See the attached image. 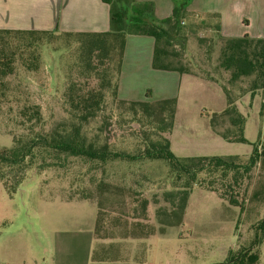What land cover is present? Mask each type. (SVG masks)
Wrapping results in <instances>:
<instances>
[{"label":"rangeland","instance_id":"1","mask_svg":"<svg viewBox=\"0 0 264 264\" xmlns=\"http://www.w3.org/2000/svg\"><path fill=\"white\" fill-rule=\"evenodd\" d=\"M185 21L188 23V19ZM205 34V31H191L183 48L173 47L179 63L203 74L214 71L218 55L217 47L208 56L206 42L199 43L198 39L205 40ZM13 36L0 34V53L3 55L8 53L3 46L20 44V52L13 53L11 74L3 77L5 86H0L6 97L0 100V150L10 148L13 138L23 136L28 126L47 131L66 119L65 92L72 81L80 83L82 88L95 87L98 83L97 78L88 75V71L80 66L75 37L53 36L47 39L41 35L32 37L34 42L28 44L31 41L29 36ZM108 65L109 73L104 77L113 79L114 66ZM206 85L208 90L196 89L195 86L181 90L176 102L180 114L186 119L190 120V112L195 106L199 108L198 115H201L203 123L207 119L210 122L212 113H219L210 109L218 102L211 89L218 97H223V94L218 86ZM107 95L96 117L83 126L82 134L108 150L137 155L143 149L146 129L130 122ZM30 104L39 107L41 122L35 126L20 125L16 111L22 105ZM202 106L205 107L200 109ZM237 107L245 117L246 143L223 142V148L215 153L217 156L249 155L253 146L264 147L262 96L250 100L249 95H245L237 102ZM203 123L194 126L196 131H204ZM93 167L94 163L80 157L43 150L36 153L23 173L18 168L16 176L3 178L8 185L16 186L17 181H23L12 196L5 191L0 178V230L19 226L28 232L38 231L40 227L63 231L80 224L73 221L80 218L83 224L89 220L90 229L97 222L95 232L99 242L96 248L103 238L116 243L118 248L115 249L119 253L129 250L128 261L114 264H217L225 261L229 250L235 254L251 246L254 248L252 252L259 253L256 264H264L263 231H256V225L264 219L263 162L235 188L239 197L244 199L242 213L221 200L216 192L195 187L189 195L181 224L164 227L163 233L160 232L162 225L159 221L164 220L165 211L175 203L170 194L176 192L167 180L165 162L139 159L133 163H110L107 169L114 173L110 181L119 187L103 185L107 181H101V169ZM135 181L142 182L143 187L133 185ZM258 190L262 191L261 196L253 197ZM145 199L147 206L142 212L141 200ZM134 223L148 225L145 230L148 236L143 237L144 229L134 227ZM255 234L260 235V245L253 243Z\"/></svg>","mask_w":264,"mask_h":264},{"label":"trees","instance_id":"2","mask_svg":"<svg viewBox=\"0 0 264 264\" xmlns=\"http://www.w3.org/2000/svg\"><path fill=\"white\" fill-rule=\"evenodd\" d=\"M102 1L109 6V30L106 32L55 34L51 31L0 30V34L9 37L29 36L31 41L28 44L34 42L32 37L41 35L46 36L47 39L53 36L75 37L77 50L80 53V66L88 71V75L98 80L97 86L91 88H82L80 83L72 81L65 92V102L68 106L66 119L47 131L28 126L23 136L13 138V145L10 148L0 150V178L3 188L9 196H12L23 181H17L16 186L8 185L3 178L13 174L16 176L18 168L23 173L28 162H31L35 154L42 150L80 157L89 163H94V169H101V181L103 183L107 181L103 185L114 187H119V184L110 181L114 175L107 169L110 163L115 161L133 163L139 159L160 160L166 163L167 180L176 190L175 193L170 194L175 198V203H172L169 211H165L164 220L159 221L162 225L161 233L164 232V227H175L181 224L189 195L195 187L216 192L221 200L229 206L238 208L239 214L242 213L244 199L239 197L235 188L260 162L264 163V147L253 146L252 152L247 156H175L170 150L168 138L174 125L175 99L156 102L123 101L117 97L118 81L126 36L151 37L154 40L152 68L194 75L218 85L224 94L226 106L221 112L210 115V129L227 143L244 144L246 143L245 117L239 112L236 103L245 95H249L252 100L256 94L264 91V37L251 38L244 35L226 38L221 36L218 15H210L207 20L192 16L186 10L191 0H174L171 15L161 20L155 19L154 4L150 1ZM191 31L197 33L205 31V40L198 39V41L206 42L208 56L216 47L218 48L213 74L209 71L204 74L198 73L189 68V65H182L177 61V54L174 53L173 47L183 48ZM3 47L8 49V53L4 55L0 53V86H5L3 77L11 74L13 53L20 52V44H7ZM109 63L112 67L114 66L113 79L104 77L109 73ZM26 66L31 70L29 64ZM219 74H222V77ZM106 95L130 122H135L140 128L146 129L142 139L143 149L137 155L108 150L104 145L98 146L94 140H88L86 135L82 134L83 126L96 117ZM149 96L148 90L146 97ZM5 98V93L0 91V100ZM262 110L263 108L261 112ZM16 112L20 125L27 123L35 126L41 122L40 109L34 104L22 105ZM132 174L129 173V175ZM141 183L135 181L132 184L143 187ZM261 194L262 191L258 190L253 193V197L258 198ZM140 206L144 212L147 200H141ZM132 225L142 227L144 229L142 236H148V231H145L148 225H142V223ZM256 231H263L264 238V219L258 222ZM259 236L254 235L253 243L261 244L262 240ZM253 249L252 246L248 249H240L235 254L229 250L225 261L217 264H256L259 261V253L252 252ZM100 262L95 255L92 257L91 264H105Z\"/></svg>","mask_w":264,"mask_h":264},{"label":"crops","instance_id":"3","mask_svg":"<svg viewBox=\"0 0 264 264\" xmlns=\"http://www.w3.org/2000/svg\"><path fill=\"white\" fill-rule=\"evenodd\" d=\"M137 1L153 2L156 20L169 17L174 7V0ZM186 10L192 16L200 17V20L218 15L220 35L223 37H264V0H191ZM0 30L51 31L55 34L106 32L109 30V6L102 0H0ZM153 48L154 40L151 37L126 36L118 99L131 102L176 101L181 90L191 86L196 89H207L206 84L218 86L194 75L153 69ZM148 90L150 96L146 97ZM211 90L218 102L210 109L214 112L224 110L226 101L223 92V97H218L214 89ZM259 95L262 96L264 112V91L254 97ZM198 113L199 108L195 106L190 112V120L186 119L180 114L176 102L174 125L168 136L170 150L175 156H217L216 151L223 148L225 141L210 129L208 119L203 123ZM198 123L204 124L203 132L194 128ZM79 219L73 220L80 222L73 226L75 229L70 226L63 231L40 227L38 231L28 232L19 226L1 229L0 264H91L94 255L100 263L105 264L128 261L129 250L121 252V255L115 249L118 248L117 244L109 240L101 238L99 248H96L99 242L95 232L97 222L90 229L89 220L83 224Z\"/></svg>","mask_w":264,"mask_h":264}]
</instances>
